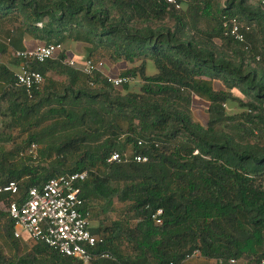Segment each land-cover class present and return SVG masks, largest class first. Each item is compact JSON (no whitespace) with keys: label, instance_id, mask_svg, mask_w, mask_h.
Returning <instances> with one entry per match:
<instances>
[{"label":"trees","instance_id":"obj_1","mask_svg":"<svg viewBox=\"0 0 264 264\" xmlns=\"http://www.w3.org/2000/svg\"><path fill=\"white\" fill-rule=\"evenodd\" d=\"M260 2L176 0V9L164 0H0V26L16 25L5 33L10 44L0 42L2 55L13 60L0 65V135L33 132L23 148L0 151V185L15 182L20 204L30 188L86 172L79 185L84 213L91 200L127 204L133 224L89 230L102 239L95 253L112 256L89 264H186L195 261L187 259L194 251L208 264L229 259L259 264L264 258ZM234 24L242 27L244 43L230 35ZM49 44H60L62 52L29 65L44 79L29 96L16 86L23 62L15 52ZM104 52L132 68L117 75L98 67L85 76V62H97L92 57ZM53 73L66 82L47 76ZM108 77L138 78L140 91L131 92L130 83L113 87ZM192 97L208 103L204 125L192 119ZM232 104L238 112L230 115L225 107ZM33 144L42 146L36 162L53 151L56 162L34 166L28 155ZM114 152L129 160L108 163ZM134 155L147 162L134 163ZM7 197L0 196L3 205ZM2 220L3 237L16 241L13 221L0 210ZM123 243L129 255L121 251ZM0 264L82 263L37 243L15 261L1 252Z\"/></svg>","mask_w":264,"mask_h":264},{"label":"built area","instance_id":"obj_2","mask_svg":"<svg viewBox=\"0 0 264 264\" xmlns=\"http://www.w3.org/2000/svg\"><path fill=\"white\" fill-rule=\"evenodd\" d=\"M167 4L179 9L176 0H164ZM264 6V0H261ZM237 25H233L230 35L239 43H244L245 39ZM245 31H248L246 28ZM10 44L9 39L4 43ZM60 44H49L37 46L31 50L16 51L15 58L23 63L20 65L15 75L16 86L22 88L30 96L33 88H38L43 84V77L40 73L32 71L30 64H42L47 60L54 59L62 52ZM2 53L0 52V65L2 63ZM64 64L73 67L74 62L69 59L64 60ZM102 68L98 62L88 60L82 67L81 72L92 77L94 71ZM107 82L113 87H119L130 83L127 78H107ZM141 145V144H139ZM28 155L34 160L38 158V147L33 144L28 151ZM126 153H112L107 159L108 163H125L129 160ZM131 160L134 163L143 164L147 162L146 156L134 155ZM87 179V173H70L48 180L40 188H30L27 197L20 204L16 202L15 196L18 194V186L15 182L0 185V196H8L7 203L2 204L0 210L13 221L14 239H21L22 234H26L33 243H40L59 255L80 261L82 264H89L99 258L112 260L109 253H95L97 245L102 243V239L93 236L89 231V215L83 212L84 200L81 197L79 185ZM161 211L156 213L160 217ZM160 222L157 221V224ZM199 253L194 251L187 259H196ZM173 264V263H168ZM217 264H239L234 259L225 262L217 261ZM259 264H264V258Z\"/></svg>","mask_w":264,"mask_h":264},{"label":"rangeland","instance_id":"obj_3","mask_svg":"<svg viewBox=\"0 0 264 264\" xmlns=\"http://www.w3.org/2000/svg\"><path fill=\"white\" fill-rule=\"evenodd\" d=\"M4 28L2 32L0 33V42H5L7 40L6 37V32L9 31L10 29H14L16 25L14 24H4L2 25ZM92 60H95L98 62V64L102 65V68L104 69V72L106 74L113 72L117 75H119L121 72L125 71L128 68H132L130 65H125V64H117L112 62L108 54L101 53L100 55H96L92 57ZM2 62L4 61H13L9 55H2ZM154 70L148 68L147 74L149 76L153 75ZM52 78L58 80V81H63V77L60 76H52ZM129 89L131 92L138 93L141 88V82L138 78L135 79H130V84L128 85ZM215 90H220L221 88L215 84L214 85ZM236 97H239L240 95L237 93H234ZM241 97V96H240ZM208 103L204 98H199V97H192V107H191V114H192V119L195 123L204 125L206 120H207V112H206V107ZM225 109L227 112L231 115L236 112H238V109L235 104H232L231 106H226ZM45 128V126H42L40 129ZM3 130L2 128V123L0 122V131ZM38 131H41L38 129ZM36 130V132H38ZM30 133H33L32 131L29 133H23L20 132L19 130H13L11 132V138L8 139V137H1L0 135V151H4V153L9 152L12 148L13 150L16 149L17 147L23 148L24 146V141L28 138V135ZM40 133V132H38ZM38 147V153L42 149V146L37 144ZM40 155V154H38ZM37 160H35L36 162ZM32 163L34 166L37 165H42L43 167H49L52 164H54L55 161V153L54 151L51 152L50 158L45 159V162H41L40 160L36 163ZM88 215H89V220H90V225H89V230L92 232L96 226L100 225L101 228L109 229L112 227L113 223L118 222V223H124L125 221H128L130 224H133L132 216L131 213L128 211V205L127 204H122L119 203L117 200H113L112 204L110 206H107L105 202L102 201H95L91 200L90 205H89V210H88ZM6 225L5 221L2 220L0 221V250H2V254L6 255V257H10L12 261H15L17 259V254H12L11 251L7 249V246L4 245V237H3V227ZM120 249L123 253H127L128 255L131 253L130 247H128L126 244H121ZM0 252V253H1ZM14 256V257H13ZM195 261L192 260V262H187L186 264H208V262L203 261L200 258L194 259Z\"/></svg>","mask_w":264,"mask_h":264},{"label":"crops","instance_id":"obj_4","mask_svg":"<svg viewBox=\"0 0 264 264\" xmlns=\"http://www.w3.org/2000/svg\"><path fill=\"white\" fill-rule=\"evenodd\" d=\"M4 28L0 26V33L2 32ZM60 76L58 74H48L47 76L52 78V76ZM62 77V76H60ZM64 78V77H63ZM53 80H56L52 78ZM58 81V80H57ZM60 82H66L65 78L63 81ZM2 201L0 200V207L2 206ZM90 221V220H89ZM91 224V223H90ZM97 227V226H96ZM14 232V229L12 230V234ZM16 241L12 242L11 239L4 236V245L7 246V249L12 252V254H17L18 257L25 255L26 253L30 252L32 246L34 245L27 237L26 234H22L21 239H15ZM14 257V256H13Z\"/></svg>","mask_w":264,"mask_h":264}]
</instances>
